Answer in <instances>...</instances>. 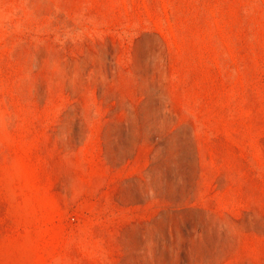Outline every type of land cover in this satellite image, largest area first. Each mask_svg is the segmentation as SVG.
<instances>
[{
    "label": "rangeland",
    "instance_id": "1",
    "mask_svg": "<svg viewBox=\"0 0 264 264\" xmlns=\"http://www.w3.org/2000/svg\"><path fill=\"white\" fill-rule=\"evenodd\" d=\"M0 264H264V0H0Z\"/></svg>",
    "mask_w": 264,
    "mask_h": 264
}]
</instances>
